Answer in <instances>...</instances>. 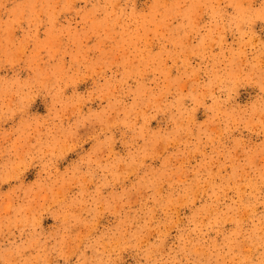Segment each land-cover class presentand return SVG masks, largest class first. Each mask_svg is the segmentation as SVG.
Segmentation results:
<instances>
[{"label": "rangeland", "instance_id": "374dc122", "mask_svg": "<svg viewBox=\"0 0 264 264\" xmlns=\"http://www.w3.org/2000/svg\"><path fill=\"white\" fill-rule=\"evenodd\" d=\"M263 260L264 0H0V264Z\"/></svg>", "mask_w": 264, "mask_h": 264}, {"label": "bare ground", "instance_id": "6f19581e", "mask_svg": "<svg viewBox=\"0 0 264 264\" xmlns=\"http://www.w3.org/2000/svg\"><path fill=\"white\" fill-rule=\"evenodd\" d=\"M246 250V249H245ZM264 261V260H263Z\"/></svg>", "mask_w": 264, "mask_h": 264}]
</instances>
